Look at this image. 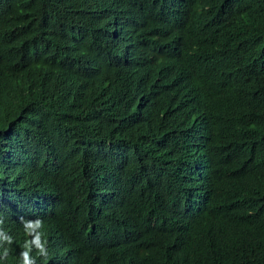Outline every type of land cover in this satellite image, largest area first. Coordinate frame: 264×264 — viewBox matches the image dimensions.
<instances>
[{
  "label": "trees",
  "instance_id": "1",
  "mask_svg": "<svg viewBox=\"0 0 264 264\" xmlns=\"http://www.w3.org/2000/svg\"><path fill=\"white\" fill-rule=\"evenodd\" d=\"M233 1L182 51L172 0H0V264L21 217L36 264H264V0ZM209 163L229 176L199 213Z\"/></svg>",
  "mask_w": 264,
  "mask_h": 264
},
{
  "label": "clouds",
  "instance_id": "2",
  "mask_svg": "<svg viewBox=\"0 0 264 264\" xmlns=\"http://www.w3.org/2000/svg\"><path fill=\"white\" fill-rule=\"evenodd\" d=\"M172 2V9H175V13L167 29L182 51L188 40L196 36L209 37L207 46L215 48L218 29L228 28L230 24L237 26L232 17L236 7L233 0H203L196 3L172 0ZM215 111L216 106L211 109L209 116ZM228 176V171L220 168V165L209 163V166L204 168L201 177L195 180L194 185L198 195L191 198L188 205L199 213L206 210L212 205L209 199L211 192L216 197L222 195L224 180ZM20 220L23 224L21 226L23 238L17 241L13 248L17 264H36L37 256L47 260L49 244L43 231V221L40 219L30 221L23 217ZM153 225L154 220L146 221L139 227V232L142 234L154 232ZM12 243L13 238L5 228L3 220L0 219V259H7L8 245Z\"/></svg>",
  "mask_w": 264,
  "mask_h": 264
}]
</instances>
